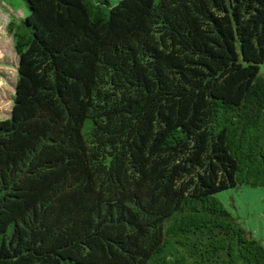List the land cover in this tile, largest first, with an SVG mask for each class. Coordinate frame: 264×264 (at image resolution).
<instances>
[{
	"label": "trees",
	"instance_id": "16d2710c",
	"mask_svg": "<svg viewBox=\"0 0 264 264\" xmlns=\"http://www.w3.org/2000/svg\"><path fill=\"white\" fill-rule=\"evenodd\" d=\"M23 2L0 264H264V0Z\"/></svg>",
	"mask_w": 264,
	"mask_h": 264
},
{
	"label": "rangeland",
	"instance_id": "374dc122",
	"mask_svg": "<svg viewBox=\"0 0 264 264\" xmlns=\"http://www.w3.org/2000/svg\"><path fill=\"white\" fill-rule=\"evenodd\" d=\"M117 5L120 0H108ZM26 15L23 0H0V120L11 117L15 85L18 78V55L15 39L8 32L12 20H20ZM261 73L264 75V65ZM218 198L238 219L243 228L264 246V188L240 186L220 193Z\"/></svg>",
	"mask_w": 264,
	"mask_h": 264
},
{
	"label": "water",
	"instance_id": "95a60500",
	"mask_svg": "<svg viewBox=\"0 0 264 264\" xmlns=\"http://www.w3.org/2000/svg\"><path fill=\"white\" fill-rule=\"evenodd\" d=\"M17 73H18V70H17Z\"/></svg>",
	"mask_w": 264,
	"mask_h": 264
}]
</instances>
